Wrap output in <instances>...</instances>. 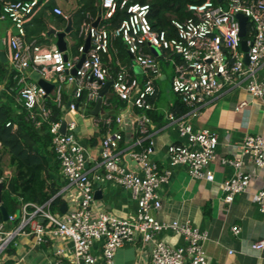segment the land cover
I'll return each mask as SVG.
<instances>
[{
	"label": "built area",
	"instance_id": "2783aa9c",
	"mask_svg": "<svg viewBox=\"0 0 264 264\" xmlns=\"http://www.w3.org/2000/svg\"><path fill=\"white\" fill-rule=\"evenodd\" d=\"M49 1L6 2L0 19H8L15 28L7 44L10 68L18 79L16 99L26 109L27 119L36 127L48 125L52 135L51 150L69 186L77 190L78 198L62 214L50 210L51 200L42 205L26 202L20 205L17 214H9L8 220H0V264L8 263L19 239L25 235H33L39 245L51 238L70 240L78 264H115V255L120 248L139 243L149 248L153 264H207L206 231L189 222L161 221L156 215L163 206L160 188L170 181L172 170L160 168L152 158L155 147L150 126L153 122L146 110L152 107L149 98L159 91L160 61L169 63L173 67L172 91L188 108L183 115L177 116L172 111L168 115L184 141L168 145L169 164L171 167L185 166L193 178L214 180V172L208 165L217 159L219 135L207 127L195 130L187 117L195 115L228 86L242 85L251 95L261 98L264 106V78L259 77L264 64V0H204L189 4L188 17L172 19V36L167 30L152 27L148 3L101 0L99 15L102 23L111 18L118 5L126 9L128 15L119 26L110 28L106 22L95 26L99 16L94 18L90 12L86 13L79 36L90 37V48L75 74L73 69L84 53L85 43L77 54L65 59L67 50L61 51L56 42L46 46L26 38V24ZM52 12L69 19L58 6L53 7ZM240 14L247 18L244 38L248 42V51L241 45ZM44 35L46 38L51 36ZM116 38L124 41L132 57L130 66L104 60ZM152 47L159 49L160 54H154ZM134 67L143 73V80L137 78L132 70ZM25 72H37L54 84V100L63 113L59 120H52L46 90L37 82L28 81ZM108 81L112 84L103 96L102 108L112 107L114 98L123 103L120 110L126 113L113 115L107 112L93 118L94 125L103 135L96 158L90 145L79 135L78 121L74 117L68 120L66 116L74 113L86 117ZM68 85L73 86L71 99L64 103L63 92ZM245 105L247 101H242L237 109ZM135 110L139 111L133 120L137 137L128 142L125 123ZM63 121H66L64 133L61 132ZM228 148L230 156L222 157L221 163L232 165L235 174L226 178L221 186L225 201L231 203L236 194L247 193L251 188L253 175L245 168V157L251 156L256 167L264 168V136L248 134L240 143H229ZM97 162L104 169L102 173L93 172L88 166ZM11 176L12 173L7 171L0 182L4 184ZM103 180L116 182L131 192L137 204L133 218L118 217L98 209L95 184ZM254 198L259 210L264 212V185ZM8 224L13 226L8 227ZM233 230L239 232L240 228L234 226ZM164 231L181 235L185 244L175 246L163 241L159 234ZM96 243L100 244L101 255L93 251ZM252 248L262 251L264 237L253 242Z\"/></svg>",
	"mask_w": 264,
	"mask_h": 264
},
{
	"label": "crops",
	"instance_id": "0c3cea01",
	"mask_svg": "<svg viewBox=\"0 0 264 264\" xmlns=\"http://www.w3.org/2000/svg\"><path fill=\"white\" fill-rule=\"evenodd\" d=\"M49 3L53 7L62 8L69 18H72L73 13L78 9L77 0H50ZM99 23L103 24L102 21ZM65 27L60 29L56 23H51L47 31L41 32L40 37L29 35L27 31L26 38L28 41H40V44L50 46L56 42V37L50 33V29L54 28L61 31ZM14 32L15 28L11 21L0 19V41L4 42V52L9 65L10 52L7 40L9 35ZM44 33L51 36L46 38ZM66 40L68 42L67 54L72 57L74 54L73 42L69 36L66 37ZM85 41L86 39H84V43ZM113 54L110 51L109 55H105L104 60L114 65L117 64V61L124 64L118 57L117 48L113 49ZM132 70L139 80L144 79V75L138 67H134ZM25 74L28 81L34 82L30 77L31 73L25 72ZM172 76L173 67L169 63L160 61V74L157 76L160 97L154 103L151 102L152 107L150 109L153 108L158 111L162 118V124L154 122L150 126L155 147L152 158L160 168H170L172 177L168 183L163 184L160 188L163 206L156 215L161 221L189 222L200 230L206 231L208 238L204 242V249L207 254V264H264V249L259 251L252 248L253 242L264 237V212L259 210L254 198V194L264 185V168L256 167L251 156L245 157V168L250 170L253 175L251 188L247 193L236 194L231 203L225 201L221 186L226 178L235 174V168L232 165L221 163L222 157L230 156L228 144L240 143L248 134L264 136L263 101L261 98L251 95L242 85L228 86L219 96L209 100L195 115L187 117L195 130L207 127L219 135L217 159L208 165V169L214 172V180L193 178L185 166L171 167L169 164L168 145L184 142L179 135L176 124L168 118L176 99L175 93H170L167 88L168 85L170 88ZM259 77L260 79L264 78V64L259 71ZM72 89V85H68L64 89L66 103L71 99ZM4 91L5 83L0 87V101L5 99ZM110 97H112L111 93ZM112 99V107L101 108L99 114L110 112L113 115H118L124 112V110H120L123 103L117 99ZM242 101H247V105L237 109L238 104ZM17 104H19L18 101ZM92 110L84 117L90 121L89 125L85 123L83 130L79 124L78 131L80 136L82 132L85 133L82 137L83 142L90 145V149L98 158L103 135L93 123V118L97 115H93ZM133 113L125 123V139L128 142H132L137 137L133 120L139 111L135 110ZM78 116L80 115L68 113L66 118L70 120L74 117L77 120ZM0 150H3L1 143ZM4 151L0 156V168L2 169L0 179L7 171L13 175V169L10 166V153L5 151V155H3ZM5 161L6 164L4 165ZM97 164L98 162L96 164L89 163L88 166L93 169V172L102 173L104 169ZM52 177L56 178L57 183L61 185L56 196L61 197V205L66 203L67 210L78 198L77 190L73 186H69L61 173V169L57 176L53 173ZM95 189L100 191V198L96 199L98 209L122 218L134 217L137 204L130 191L116 182L107 180L96 182ZM52 212L64 213L61 211V206ZM7 226L12 227L13 225L8 224ZM234 226L240 228L239 232L233 230ZM159 238L175 246L185 244L184 238L173 232L164 231L159 234ZM18 243L7 264H78L74 258L73 245L68 239L51 238L47 243L39 245L33 235H25L19 239ZM59 250L62 252L58 253ZM93 251L97 255H101L99 243H96ZM79 264L84 263L80 262ZM115 264L153 263L149 248L139 243L137 245L127 244L120 248L115 255Z\"/></svg>",
	"mask_w": 264,
	"mask_h": 264
},
{
	"label": "trees",
	"instance_id": "16d2710c",
	"mask_svg": "<svg viewBox=\"0 0 264 264\" xmlns=\"http://www.w3.org/2000/svg\"><path fill=\"white\" fill-rule=\"evenodd\" d=\"M31 1V0H0V17L6 2ZM42 3L45 0H37ZM121 0H118L120 2ZM132 2L148 3L150 6L149 19L152 27L156 30H167L169 35H174L172 19H185L190 15L187 7L192 3H200L204 0H131ZM50 2V1H49ZM47 3L34 16L31 22L26 24V31L29 35L40 37L42 31H47L51 23H56L60 29L66 26L67 19L52 12L53 5ZM78 9L72 15L73 30L69 34L73 42V52L78 53L79 47L84 44V38L79 36L81 23L90 12L94 18L99 16L101 10V0H77ZM127 10L120 5L115 9L110 19L103 20L108 23V27L115 28L127 17ZM103 22V23H104ZM40 42V41H39ZM38 42V43H39ZM117 48L119 58L124 64L130 66L132 58L127 52L124 41L121 38L113 39L110 51ZM114 55V54H113ZM16 72L10 69L9 62H2L0 56V83H5L4 100L0 101V143L3 150L10 153V166L13 175L4 181L2 194L3 205L9 214L20 210V205L26 202L44 204L51 200L50 210L55 211L61 206L62 199L56 196L60 189V184L55 173L59 174L60 163L55 153L51 150L52 135L46 123L41 127H36L32 121L27 119L26 109L17 104V93L19 90ZM13 89V91H11ZM54 92L46 97V103L52 108V120H59L62 116V109L54 100ZM176 96L171 111L177 116L183 115L187 111L186 105ZM160 97V91L149 98L150 102H155ZM66 96L63 102L66 103ZM146 113L151 117L152 122L162 124V118L155 109H147ZM3 150H0V156ZM2 169L0 168V176ZM0 220H3L0 210Z\"/></svg>",
	"mask_w": 264,
	"mask_h": 264
},
{
	"label": "water",
	"instance_id": "95a60500",
	"mask_svg": "<svg viewBox=\"0 0 264 264\" xmlns=\"http://www.w3.org/2000/svg\"><path fill=\"white\" fill-rule=\"evenodd\" d=\"M217 1L220 2L221 0H217ZM238 17H239V20L241 22L240 36L243 38L242 42H241L242 49L244 51H248L249 50L248 42H247V39L244 38L246 36V30H247V18L242 14H240ZM99 21H100V17H98V19L95 21L94 25L97 26L99 24ZM72 30H73L72 18L68 19V23H67L66 27L64 28V30L58 31L54 28L50 29V33L53 35H56V38H57L56 44L61 51L67 50L66 37H67V35H69L72 32ZM89 48H90V37H88L85 41L84 53L82 54V57H81L80 61L78 62L76 68L73 69L74 74L76 73L77 68L80 67L81 64L83 63V61L86 57V53L89 50ZM152 51L157 55L160 53L159 49H157L156 47H152ZM0 56H1L2 62H8V59H7L6 54L4 52L3 41H0ZM67 58H68V55L65 53V59H67ZM245 61L248 63V61H249L248 55H246ZM30 77L34 82H37L40 86H42L46 90L47 95H49L52 92V90L54 88V84L47 81L43 77H41L39 75V73L33 72V73H31ZM111 84H112V81L106 82L105 85L100 90L99 98L97 99L95 106L92 110L93 115L99 114V112L102 108L103 96L109 91ZM65 130H66V121H63L62 127H61V132L64 133ZM3 189H4V184L2 182H0V210L2 212L3 220H8L9 212H8L7 208L3 205V200H2ZM95 197H96V199L100 198V191L99 190L95 192ZM66 208H67L66 203H63L61 205V211L65 212Z\"/></svg>",
	"mask_w": 264,
	"mask_h": 264
},
{
	"label": "rangeland",
	"instance_id": "374dc122",
	"mask_svg": "<svg viewBox=\"0 0 264 264\" xmlns=\"http://www.w3.org/2000/svg\"><path fill=\"white\" fill-rule=\"evenodd\" d=\"M2 86H3V83H0V87H2ZM167 88H168V91H169L170 93H173L172 88H171V85H170V88H169V85H168ZM77 121H78V123L82 126V129H83V130H84L85 123L89 125V122H90L89 120H86V119H85L84 117H82V116H78ZM84 134H85V133L82 132L80 137H81V138L84 137ZM3 155H5V151H4ZM3 155H2V156H3ZM5 164H6V161L4 162V165H5Z\"/></svg>",
	"mask_w": 264,
	"mask_h": 264
}]
</instances>
